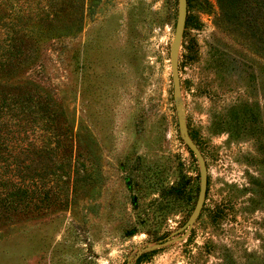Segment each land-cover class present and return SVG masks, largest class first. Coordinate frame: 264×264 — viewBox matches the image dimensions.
<instances>
[{
	"label": "rangeland",
	"instance_id": "374dc122",
	"mask_svg": "<svg viewBox=\"0 0 264 264\" xmlns=\"http://www.w3.org/2000/svg\"><path fill=\"white\" fill-rule=\"evenodd\" d=\"M18 1L39 14L47 3ZM53 3L61 36L40 39L8 82L48 92L62 116L0 117V196L29 194L0 207V264H264V0H189L178 77L205 195L182 240L137 257L184 223L198 191L172 99L177 0Z\"/></svg>",
	"mask_w": 264,
	"mask_h": 264
},
{
	"label": "trees",
	"instance_id": "16d2710c",
	"mask_svg": "<svg viewBox=\"0 0 264 264\" xmlns=\"http://www.w3.org/2000/svg\"><path fill=\"white\" fill-rule=\"evenodd\" d=\"M53 1L58 0H47V5L40 7L39 14L32 10H24L18 0H0V9H6L9 15V18L2 19L0 12V27L5 28V35L0 39V117L12 111L30 117L29 122L32 125H60L59 118L62 113L48 92L26 82L19 84L8 82L18 69L34 61L36 43L40 39L61 36L55 26L61 18L57 14L49 13L53 8ZM188 3L189 0H186V7ZM33 18L37 21L32 26L30 22ZM188 22L186 16L184 24ZM56 129L60 133V127ZM4 147L5 143L0 134V162ZM28 201L27 190L14 187L0 196V207H11L16 203L26 204Z\"/></svg>",
	"mask_w": 264,
	"mask_h": 264
},
{
	"label": "water",
	"instance_id": "95a60500",
	"mask_svg": "<svg viewBox=\"0 0 264 264\" xmlns=\"http://www.w3.org/2000/svg\"><path fill=\"white\" fill-rule=\"evenodd\" d=\"M185 17H186V0H177L176 17L174 22L173 34L168 48V61H169V71H170V78L172 85V99L174 101V109L176 111L178 133L183 143L188 147V149L192 152V154L195 157L198 167V177H199L198 191L193 208L189 213L187 219L184 221V223L180 227L170 232L165 237L158 239L156 242L152 243L151 245H146L138 248L135 253V257H137L142 252L157 249L174 241L182 240L188 234L193 222L195 221L202 206L205 195L206 167H205L204 159L197 145L189 136L185 123L184 108L182 102L180 101V83L178 77V51H179L182 31L184 28Z\"/></svg>",
	"mask_w": 264,
	"mask_h": 264
}]
</instances>
